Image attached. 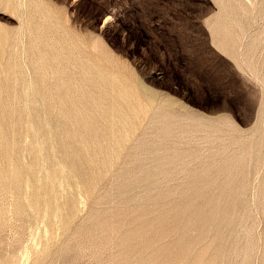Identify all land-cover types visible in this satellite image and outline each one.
<instances>
[{
    "label": "rangeland",
    "instance_id": "rangeland-1",
    "mask_svg": "<svg viewBox=\"0 0 264 264\" xmlns=\"http://www.w3.org/2000/svg\"><path fill=\"white\" fill-rule=\"evenodd\" d=\"M0 264H264V0H0Z\"/></svg>",
    "mask_w": 264,
    "mask_h": 264
}]
</instances>
